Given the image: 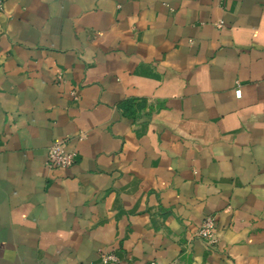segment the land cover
<instances>
[{"label":"crops","instance_id":"crops-1","mask_svg":"<svg viewBox=\"0 0 264 264\" xmlns=\"http://www.w3.org/2000/svg\"><path fill=\"white\" fill-rule=\"evenodd\" d=\"M151 260L264 264V0H3L0 264Z\"/></svg>","mask_w":264,"mask_h":264},{"label":"built area","instance_id":"built-area-1","mask_svg":"<svg viewBox=\"0 0 264 264\" xmlns=\"http://www.w3.org/2000/svg\"><path fill=\"white\" fill-rule=\"evenodd\" d=\"M3 12V0H0V14ZM217 27H222L220 21ZM237 97L240 96V90L235 91ZM74 162V153L65 150V145L61 141H55L51 144L47 151L46 163L49 167L67 168ZM214 219L212 216H206L195 232V237L202 239L207 249H213L217 240L214 232ZM102 262H117V257L113 253H102L100 255ZM146 264H159L154 260L148 261ZM169 264H180L177 261H172Z\"/></svg>","mask_w":264,"mask_h":264}]
</instances>
